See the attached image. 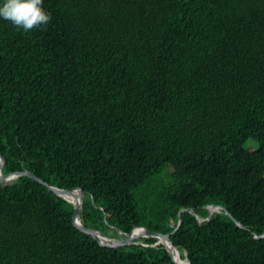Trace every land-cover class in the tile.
I'll return each instance as SVG.
<instances>
[{"label": "trees", "instance_id": "16d2710c", "mask_svg": "<svg viewBox=\"0 0 264 264\" xmlns=\"http://www.w3.org/2000/svg\"><path fill=\"white\" fill-rule=\"evenodd\" d=\"M43 8L28 32L0 18L2 173L82 189L89 230L170 235L190 264H264V0ZM211 205L230 216L179 218ZM74 213L28 176L0 186V264H177L156 238L104 246Z\"/></svg>", "mask_w": 264, "mask_h": 264}, {"label": "water", "instance_id": "95a60500", "mask_svg": "<svg viewBox=\"0 0 264 264\" xmlns=\"http://www.w3.org/2000/svg\"><path fill=\"white\" fill-rule=\"evenodd\" d=\"M3 164H4L3 157L0 153V186L1 187L10 185L14 180H16L22 176H28V177L32 178L33 180L39 182L40 184H42L43 186H45L46 188L51 190L58 197H61L64 200H66L67 202L71 203L74 206V211H75L74 217H75L76 226L81 231L85 232L88 235H91L95 240H97L98 242H100L104 246H107L109 248H119V247L128 246V245H132V244H143L141 241H139L137 239L134 240L135 239V235H134L135 232L139 231V233L141 234L140 238H156L157 242H156V244H154L152 246H157L160 244L164 245L170 251L171 255L173 256L174 261L177 264H181V262H183L184 260H187V257H186L187 255L184 254L185 259H183L181 251L176 246L173 245V243L170 240V235H162V234L154 232V231H152L148 228H145V227H139V228L135 229L130 234L120 232V234L123 236V238H119V239L113 238L109 235H104L101 231L87 229L81 220V212H82L83 200H84V192L82 189L75 188L72 190H62V189H59V188L54 187L52 185H49L48 183L44 182L43 180H41L40 178L35 176L33 173L27 172V171L16 172V173L4 175L2 173ZM74 192H79V201L80 202H78L75 199V197L73 196ZM213 208H214V212H213ZM184 211H188V212L192 213L196 217V219L199 223H202L205 221H210L212 219V217L214 216V214L221 213L223 211L227 215L230 216V213L224 207L219 206V205H211L209 207L208 215L205 218L199 216L193 210H186V209L182 210L179 213V218L181 217V213ZM238 225H240V224L238 223ZM188 264H190L189 261H188Z\"/></svg>", "mask_w": 264, "mask_h": 264}, {"label": "clouds", "instance_id": "9594fccd", "mask_svg": "<svg viewBox=\"0 0 264 264\" xmlns=\"http://www.w3.org/2000/svg\"><path fill=\"white\" fill-rule=\"evenodd\" d=\"M0 18L25 32L40 28L51 20L43 0H0Z\"/></svg>", "mask_w": 264, "mask_h": 264}, {"label": "bare ground", "instance_id": "6f19581e", "mask_svg": "<svg viewBox=\"0 0 264 264\" xmlns=\"http://www.w3.org/2000/svg\"><path fill=\"white\" fill-rule=\"evenodd\" d=\"M78 193H79V192H78ZM73 196L75 197V199H76L78 202H80V201H79V194L74 193ZM213 212H214V208H213ZM134 235H135V239H134V240L139 239V238H137V237H140V236H141V234L139 233V231L135 232ZM181 264H188V261H187V260H184L183 262H181Z\"/></svg>", "mask_w": 264, "mask_h": 264}, {"label": "rangeland", "instance_id": "374dc122", "mask_svg": "<svg viewBox=\"0 0 264 264\" xmlns=\"http://www.w3.org/2000/svg\"><path fill=\"white\" fill-rule=\"evenodd\" d=\"M111 234H113V232H111ZM119 238H123V236L122 235H120V237H118L117 239H119ZM141 239V238H140ZM140 239H137V240H139L140 241Z\"/></svg>", "mask_w": 264, "mask_h": 264}]
</instances>
